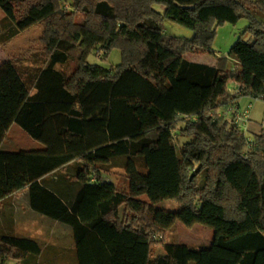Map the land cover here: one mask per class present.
I'll return each mask as SVG.
<instances>
[{
	"label": "trees",
	"instance_id": "obj_1",
	"mask_svg": "<svg viewBox=\"0 0 264 264\" xmlns=\"http://www.w3.org/2000/svg\"><path fill=\"white\" fill-rule=\"evenodd\" d=\"M71 1L0 0V44L41 24L46 57L0 65V145L13 124L43 145L0 150V200L29 185L34 210L72 227L79 264H264V128L249 148L218 115L240 97L264 100V0ZM241 19L246 29L216 65L185 58L213 53L218 27ZM167 20L192 37L167 34ZM78 47L69 76L55 68ZM115 48L114 68L88 60ZM177 130L190 138L179 150ZM116 157H127L126 189L100 176ZM74 161L72 199L41 183ZM165 200L179 210L157 208ZM180 221L212 228V243L160 244L165 254L155 255L151 231ZM39 253L31 239L0 238L3 259Z\"/></svg>",
	"mask_w": 264,
	"mask_h": 264
},
{
	"label": "rangeland",
	"instance_id": "obj_2",
	"mask_svg": "<svg viewBox=\"0 0 264 264\" xmlns=\"http://www.w3.org/2000/svg\"><path fill=\"white\" fill-rule=\"evenodd\" d=\"M63 4H67L68 6L72 5L71 0H63ZM67 6V7H68ZM159 10H162L161 6H158ZM84 15L79 16V21L83 22ZM0 18H4V12L0 8ZM248 25V21L246 19H241L238 23H225L222 26L218 27L217 35L215 37L213 43V49L220 53L224 54L229 52L231 46L238 40V37L244 32ZM165 30L168 31L167 34L172 36H185L191 37L193 31L189 28H186L182 25H179L171 20H167L164 23ZM43 27L41 24H36L27 30L19 33L15 37L7 40L6 42L0 44V65L5 61H15L17 62L23 69H27L29 67L40 65L44 60V52H43V44L41 42ZM250 35L244 37V39L248 40ZM81 54V49L78 47L74 49L67 62L64 64H56L55 68L58 70L63 71L69 76L77 66V60L79 55ZM227 55V54H226ZM211 56L215 57L213 53H206V54H193L190 59L200 62L201 64L204 62H208ZM225 56V55H223ZM121 51L117 48L112 49L108 57L104 58V53L96 52L89 54L88 60L92 63H97L103 65L106 68H114L122 61ZM48 61H50L48 59ZM47 61V63H48ZM34 91V88L32 89ZM252 100V99H251ZM236 103L237 100L235 101ZM251 102V101H250ZM253 108H252V115L254 118L261 119V123H263L264 115H263V108L264 104L261 101L252 100ZM231 105V104H230ZM263 115V120H262ZM231 121V118H229ZM260 121V120H259ZM259 128V126H258ZM261 129L256 130L255 133H258ZM254 133V132H253ZM253 133L249 129L248 125V132L247 135L251 136ZM254 133V134H255ZM179 134L174 132L173 135V142L177 147V150L180 149L181 145L185 140L179 138ZM182 137V136H181ZM37 141L32 139L19 125L13 124L8 131L2 149L8 151H19L21 149H31L37 148ZM126 164H127V157H116L111 160L110 164L103 165L102 169L104 171V175L100 173L102 179H110L113 178L115 180L116 185L121 189L127 188V180L125 177L126 171ZM81 163L78 161H74L63 168V170H59L55 172L58 173L60 178L67 179L74 174H76L80 168ZM110 169V170H109ZM68 180V179H67ZM70 181V180H69ZM146 198V197H144ZM14 203L13 197L6 199L4 202H1L0 207V238L5 236H12L15 237V231L13 229V225L10 219L12 214ZM157 208L170 210V211H178L180 206L177 202L172 200H165L158 203ZM176 224V223H175ZM60 226V225H59ZM174 226V225H173ZM171 227L165 234H162L163 238L161 240H153L159 245L155 247V255H158L160 251H162L163 246L162 244L165 243H174L175 241H181L191 246H197L199 244H209L212 239V233L208 229H192L191 227H184L183 224H178V226ZM59 228H66V227H59ZM58 235H54V241L52 244H46L42 242L44 245V250L41 257L33 254L31 255L32 259H29L28 264H77L75 259V252L73 250L74 243L71 233L68 232L66 229H57ZM158 234L155 231H151V234ZM41 239L44 237L41 236ZM161 244V245H160ZM71 248V250H69ZM27 255V256H28ZM0 264H15L14 259L8 258L3 259L0 257Z\"/></svg>",
	"mask_w": 264,
	"mask_h": 264
},
{
	"label": "crops",
	"instance_id": "obj_3",
	"mask_svg": "<svg viewBox=\"0 0 264 264\" xmlns=\"http://www.w3.org/2000/svg\"><path fill=\"white\" fill-rule=\"evenodd\" d=\"M156 8L159 9L158 6H156ZM162 10H163V8H162ZM165 32L168 33L167 30H165ZM193 54H203L204 55L206 53H188V54H185L186 55L185 58L191 62H196V61L189 58ZM213 54L215 57L211 56V58L208 62H204L205 64L214 66L217 64V59L219 57L226 55V54H229V52L224 53V54H220L213 49ZM233 86H234V82L230 83L229 89L232 88ZM36 92H37V88H34V91L31 90V95H34ZM251 99L255 100V101H261L264 104L263 100L251 98V97H240L239 99H237V102L242 108H244L249 103H252ZM263 112H264V108H263ZM251 115H252V111H251ZM251 115H250V121H249L248 125H249L250 131L252 133L253 132L255 133L256 130L263 128V123H261V119H258V118L256 119ZM263 115H262V120H263ZM183 126H184V123L179 124L180 128H182ZM258 126H259V128H258ZM175 132H177L179 134L178 130ZM179 138L185 140L184 142H186L190 139V138L181 137V136H179ZM4 140H3L2 144L0 145V150L1 151H8V150L2 149ZM37 145H39V146L36 149L43 147V145L38 141H37L36 146ZM21 150H35V148L21 149ZM21 150H19V151H21ZM12 152H18V151H12ZM69 164L70 163L66 164L64 167L69 166ZM55 172L53 171V172L45 175L44 177H42L41 183L43 182L46 186H48L50 188H54L57 192H59L60 195L66 197L67 199H72V197H74V195H76V193H77V188H78L77 184L70 182L67 179L60 178L59 176H57V174ZM101 174L102 175L105 174L103 170H101ZM102 180L103 181H109V182L111 181L112 183H115V180H113V178L102 179ZM11 197H13L14 206L12 209L13 211H12V214L10 216V219H11L12 225L14 226L13 229L16 232L15 237H16V239L17 238L29 239V240L31 239L32 241L36 242L40 246V253L37 256L41 257L40 255L42 254V252L44 250V245H42L41 241L45 242V243L47 242L46 243L47 245L52 244V241H54V239H55L54 235H58L57 229H66L68 232L71 233V235H72L71 238L74 237L73 229L69 224L60 222V221L55 220L49 216H46V215L34 210L31 207V204L29 201V185H27L26 187H24L20 190L15 191L14 193L9 195L8 197L1 199L0 204H1V202H4L6 199H9ZM0 211H1V207H0ZM0 222H1V220H0ZM180 223H181V221L174 224V226H178V224H180ZM181 224H183V223H181ZM63 226L66 228H59V227H63ZM191 228L196 229V230L205 228V229H208L209 231H211V233H212V239H211L209 244L205 243V244H199L197 246H207V245L209 246L212 243L213 237H214V230L212 228L207 227V226L202 225V224H195ZM40 235L43 236L44 239L43 238L41 239ZM73 243H74L73 250H74L75 256H76L75 259H76L77 264H79V261L77 258V253H76V248H75V238H73ZM174 243L186 244V243L181 242V241H175ZM187 245H189V244H187ZM69 250H71V248H69ZM163 254H165L164 249H162V251H160L158 253V255H163ZM29 259L30 260L32 259L31 255L24 257L22 260H14V262H15V264H28Z\"/></svg>",
	"mask_w": 264,
	"mask_h": 264
},
{
	"label": "built area",
	"instance_id": "obj_4",
	"mask_svg": "<svg viewBox=\"0 0 264 264\" xmlns=\"http://www.w3.org/2000/svg\"><path fill=\"white\" fill-rule=\"evenodd\" d=\"M67 7V6H65ZM232 83V82H231ZM230 90L236 94H240L239 84L234 82V86L230 88ZM261 100V99H260ZM264 101V100H263ZM253 108V104L249 103L246 107L242 108L235 101L231 103V105H227L224 109L218 111L219 116H225L228 119L231 118V122L233 125L242 133H244L247 137L248 147L253 143V138L247 135L248 132V124L250 121L251 109ZM264 114V112H263ZM263 128H264V120H263ZM163 238L162 234H151L152 240H161Z\"/></svg>",
	"mask_w": 264,
	"mask_h": 264
}]
</instances>
